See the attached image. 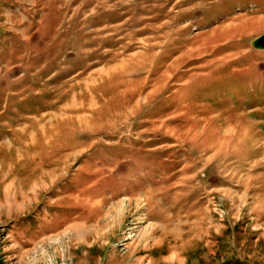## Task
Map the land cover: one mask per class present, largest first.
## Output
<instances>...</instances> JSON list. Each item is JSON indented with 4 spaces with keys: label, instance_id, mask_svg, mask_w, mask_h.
Masks as SVG:
<instances>
[{
    "label": "rangeland",
    "instance_id": "rangeland-1",
    "mask_svg": "<svg viewBox=\"0 0 264 264\" xmlns=\"http://www.w3.org/2000/svg\"><path fill=\"white\" fill-rule=\"evenodd\" d=\"M264 0H0V264H264Z\"/></svg>",
    "mask_w": 264,
    "mask_h": 264
},
{
    "label": "water",
    "instance_id": "water-1",
    "mask_svg": "<svg viewBox=\"0 0 264 264\" xmlns=\"http://www.w3.org/2000/svg\"><path fill=\"white\" fill-rule=\"evenodd\" d=\"M252 47L257 50H264V35L252 41Z\"/></svg>",
    "mask_w": 264,
    "mask_h": 264
}]
</instances>
